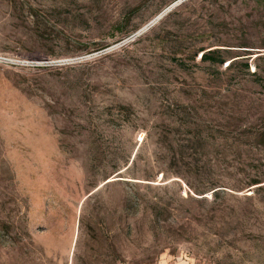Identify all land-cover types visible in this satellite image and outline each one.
Masks as SVG:
<instances>
[{
	"label": "rangeland",
	"instance_id": "1",
	"mask_svg": "<svg viewBox=\"0 0 264 264\" xmlns=\"http://www.w3.org/2000/svg\"><path fill=\"white\" fill-rule=\"evenodd\" d=\"M255 2L0 0V264H264Z\"/></svg>",
	"mask_w": 264,
	"mask_h": 264
},
{
	"label": "trees",
	"instance_id": "2",
	"mask_svg": "<svg viewBox=\"0 0 264 264\" xmlns=\"http://www.w3.org/2000/svg\"><path fill=\"white\" fill-rule=\"evenodd\" d=\"M255 4H257L258 6H260L264 10V0H256ZM242 44H245V43H238V45H236V46L246 47V45H242ZM227 46H233V45H227ZM223 50L224 49H221L218 47L208 49V50H205L204 48H199L195 51L194 57L196 56V53L199 52L200 53L199 59L201 61H210L213 63H219L221 65V63H222L221 55H222ZM227 66H231V63ZM244 67L248 68V64L245 63ZM255 72H256V70L253 71V73H255ZM253 183L257 184V183H259V181H254ZM214 194L217 195L216 193H214Z\"/></svg>",
	"mask_w": 264,
	"mask_h": 264
}]
</instances>
